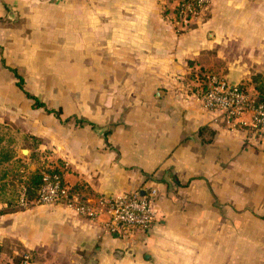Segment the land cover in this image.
Here are the masks:
<instances>
[{
    "label": "crops",
    "instance_id": "crops-1",
    "mask_svg": "<svg viewBox=\"0 0 264 264\" xmlns=\"http://www.w3.org/2000/svg\"><path fill=\"white\" fill-rule=\"evenodd\" d=\"M180 1L0 0V173L57 169L96 214L20 192L0 264H264V138L196 98L211 77L256 98L264 0H210L184 28ZM151 190L148 229L111 232V202Z\"/></svg>",
    "mask_w": 264,
    "mask_h": 264
},
{
    "label": "built area",
    "instance_id": "built-area-1",
    "mask_svg": "<svg viewBox=\"0 0 264 264\" xmlns=\"http://www.w3.org/2000/svg\"><path fill=\"white\" fill-rule=\"evenodd\" d=\"M210 0H181L176 7L178 24L183 28L195 14L209 4ZM197 101L204 109L222 112L228 118H238L243 113L252 112L251 130L264 138V99L254 105V99L248 98L240 87H230L214 77L209 79L205 91L196 94ZM156 192L151 190L144 196L138 194L120 196L109 205L110 219L108 228L111 232L131 235L136 231L148 229L154 219L151 209L152 199ZM23 198H21V202ZM40 205H65L74 208L78 215L89 217L96 214L76 197L69 194L68 189L55 175L43 174V184L38 191L37 201ZM20 264H26L20 263Z\"/></svg>",
    "mask_w": 264,
    "mask_h": 264
},
{
    "label": "trees",
    "instance_id": "trees-1",
    "mask_svg": "<svg viewBox=\"0 0 264 264\" xmlns=\"http://www.w3.org/2000/svg\"><path fill=\"white\" fill-rule=\"evenodd\" d=\"M251 83L253 84L254 91L256 92L254 105H257L259 102H261L264 99V77L254 76L251 80ZM19 88L21 89V86H19ZM202 90L205 91L206 88L202 86ZM27 97L29 99L34 100L29 96ZM35 106L36 108H44V106L40 104L38 101H35ZM11 160H12V156L9 151L0 150V165L10 163ZM15 172L11 173V175L17 174V176L14 177V179L17 181V184L15 183L13 190L10 191H7V187H12L13 182H9V183L5 182L7 180L8 173L6 172L0 173L1 174L0 181L2 184L0 186V203L4 204L7 207V211L16 210L20 192L23 193L24 203L31 202L37 198L38 191L43 184V174L46 173L48 175H52V176L55 175L61 178V175L57 169H52V170L47 169L45 171L42 169L41 171V169L38 168L34 172L26 173L24 176L18 175L19 170L17 171V173Z\"/></svg>",
    "mask_w": 264,
    "mask_h": 264
},
{
    "label": "rangeland",
    "instance_id": "rangeland-1",
    "mask_svg": "<svg viewBox=\"0 0 264 264\" xmlns=\"http://www.w3.org/2000/svg\"><path fill=\"white\" fill-rule=\"evenodd\" d=\"M22 74V76L24 78H28L29 80H36L37 79V76L35 77H28L26 74L27 72H20ZM53 75H55V77L57 78L58 76V71H54L53 72ZM55 87L58 88L57 86H52V85H48L46 86L45 88V93H40L39 96L42 98V99H46V97H53V94H54V91H55ZM33 91H35V87H32L31 88ZM45 95V96H44ZM43 96V97H42ZM7 129V130H5ZM13 134V135H12ZM10 133V130L8 128H3V127H0V140H1V144L2 142L4 143V145L6 147L12 145L14 142H15V136H14V133ZM256 138H259L256 137ZM0 144V145H1ZM21 156H25L24 154H21ZM17 168V169H16ZM15 169H16V172H15ZM19 170L18 172V175H22L24 176L25 173H26V167L20 163H18L17 167L14 168V170H11V172L8 174V177H7V180L5 182H13L12 183V187H7V191H10V190H13L14 186H15V183L17 184V181L14 179L15 176H17V174H12L11 173H17V171ZM0 179H1V174H0ZM14 179V180H13ZM3 183V182H2ZM1 181H0V186H1ZM9 194V193H8Z\"/></svg>",
    "mask_w": 264,
    "mask_h": 264
},
{
    "label": "water",
    "instance_id": "water-1",
    "mask_svg": "<svg viewBox=\"0 0 264 264\" xmlns=\"http://www.w3.org/2000/svg\"><path fill=\"white\" fill-rule=\"evenodd\" d=\"M21 153L24 154V155H26L27 154V151L26 150H23Z\"/></svg>",
    "mask_w": 264,
    "mask_h": 264
}]
</instances>
